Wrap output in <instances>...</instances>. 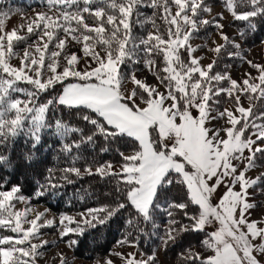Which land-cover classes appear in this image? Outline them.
I'll return each mask as SVG.
<instances>
[{
	"label": "snow or ice",
	"instance_id": "snow-or-ice-1",
	"mask_svg": "<svg viewBox=\"0 0 264 264\" xmlns=\"http://www.w3.org/2000/svg\"><path fill=\"white\" fill-rule=\"evenodd\" d=\"M221 2L230 18L223 12L205 17L213 11L206 0H46L49 12L35 13L26 25L11 31L5 28L11 10L0 11V145L23 132L35 149L46 129L61 139L60 152L68 157L69 166L47 169L43 182L37 181V198L74 183L73 176L99 177L113 186L105 194L109 203L88 207L76 216L61 214L58 221L42 219L49 210H34L32 197L25 196L21 186L0 190V230L13 234L0 231V264H39L44 257L41 249L56 243H33L43 227H58L59 238L68 237L66 246L73 248L78 241L71 234L83 235L118 217L124 225L116 242L119 247L138 248L150 225L151 235L165 250L185 233L206 234L201 246L210 251L188 248L178 254L180 264H264V219L251 218L257 205L249 192L264 181V173L247 175L258 166V157L264 158V111H259L264 108L260 103L264 64L248 59L242 45L225 31L226 24L243 22L237 35L244 39L255 18L264 16V0ZM52 9L55 16L49 14ZM209 25L220 40H212L210 46L209 33L203 44L193 46L196 34ZM135 26L146 34L135 35ZM25 28L23 35L18 34ZM32 36L36 40L29 43ZM22 43L21 55L17 47ZM72 44L81 46L82 55L69 50ZM201 48L214 53L207 65L202 64L203 56L194 55ZM225 55L247 63L257 75L245 71L238 81L227 64L223 71H214ZM12 57L19 60L18 66L10 63ZM81 62L84 68L79 67ZM141 62L165 91L135 72L125 75L122 66ZM70 77L75 82H69ZM21 81L31 87H20ZM129 82L133 87L127 90ZM58 86L62 89L58 94L41 102ZM21 93L24 99L14 95ZM222 94L232 99L235 112L216 106ZM58 106L75 109L87 131L62 117L50 123L48 114L59 111ZM221 119L223 126H208ZM72 132L78 138L69 141ZM98 142L100 153L108 152L110 144L133 151L115 149L121 160L117 169L113 161L83 155L85 146L95 152ZM8 160L0 154V165ZM78 161L84 162L83 168L76 166ZM257 194H264V188ZM85 195L90 193L85 190ZM18 203L25 207L17 209ZM158 210L167 217L163 234L157 231ZM113 256L121 264H157L155 249L146 256L113 251L94 264H116ZM59 264H70L62 252Z\"/></svg>",
	"mask_w": 264,
	"mask_h": 264
},
{
	"label": "trees",
	"instance_id": "trees-1",
	"mask_svg": "<svg viewBox=\"0 0 264 264\" xmlns=\"http://www.w3.org/2000/svg\"><path fill=\"white\" fill-rule=\"evenodd\" d=\"M21 1H23V6L15 1H3V3L7 4L11 2V7L0 6V11H13L17 7L24 9L34 6L35 4L43 6L45 3L42 2V0ZM146 11L149 13L151 12L150 9H146ZM232 25H234L236 33L238 28L244 26L243 22L240 21L232 22ZM138 29L139 28H136V31H138ZM133 31L136 33L134 29ZM237 36L244 48H250L258 43H264V16H258L255 18L252 30L247 31L244 39H241L239 35ZM124 68L125 66H122V70H125L127 73L131 71V68ZM138 68H142V65L136 66L135 69ZM19 86L28 88L27 85L22 82H19ZM61 90L62 89L58 86L56 91L52 92L56 95ZM52 92L50 91L47 95L42 96L41 102L51 98V96H53L50 95ZM14 95L16 97L22 96V93ZM58 109L59 111L49 112L48 115L50 123L54 122L55 117H62L70 125L84 127L87 131L88 126L76 116L75 109L69 110L63 106H58ZM25 124L27 125V121ZM70 135L71 137L69 138V141L71 139L78 138L75 132H72ZM41 137V143L35 149L32 147V138L30 136H26L23 132H21L17 137L11 138L0 145V154L9 157L6 164L0 165V190H9L13 185H19L21 186L25 196L32 197L31 202L42 204L54 213H69L110 202V198L105 194L110 193L113 190V186L108 181L100 180L99 177L88 176L79 179L73 176L72 178L75 180L74 183L64 184L61 187L49 191L45 195L37 198L35 196V193L39 191L37 188V181L41 180L43 182V177L47 174L46 170L49 168L58 169L69 166L68 157H65L64 154L60 152L62 141L59 137L53 134V129L43 130ZM101 146L102 143L98 142L95 152H93L91 148L85 146L83 155L90 158L95 154L97 159L101 162L113 161L115 165H120L121 160L115 149L119 147L121 151L125 152V154H131L133 151L132 147L110 144L108 152L100 153L99 150ZM28 160H31V162ZM83 165V161H78L76 164V166L81 168H83ZM85 190H87L90 195H85ZM168 191L173 196L177 195L174 189H170ZM177 218L183 219L184 222L187 223L186 218H182L180 216ZM156 219L157 223L162 225L166 222L167 217L161 210H158ZM123 230V220L118 217L113 218V220L106 226L85 231L83 235L72 234L71 236H73V239L78 241V244L71 248L72 254L82 259L99 257L108 252L114 242L122 238ZM147 230L149 231V235L140 237L139 247L137 248L138 251L143 253H149L158 243L157 236L151 235L150 225L147 227ZM162 230L163 227L161 226V228L157 231L160 233ZM204 238L205 234H203V232L185 233L181 235L176 244L169 245L166 252H170L169 254H175L178 250H181L190 244L200 245L201 239ZM178 264L180 263L178 262Z\"/></svg>",
	"mask_w": 264,
	"mask_h": 264
},
{
	"label": "rangeland",
	"instance_id": "rangeland-1",
	"mask_svg": "<svg viewBox=\"0 0 264 264\" xmlns=\"http://www.w3.org/2000/svg\"><path fill=\"white\" fill-rule=\"evenodd\" d=\"M3 1H6V0H3ZM7 1H11V2L15 1L16 3H20L23 6V1H21V0H7ZM28 1H31V0H28ZM35 1H41V0H35ZM42 2H45L43 6L39 5V4L38 5L35 4L34 6H31L28 8L23 9V8L17 7V8H15V10L10 11L9 16L5 19L6 30L11 31L13 28H19V26H21V25H26L29 22V20L34 17L35 13L49 12V8H48V5L46 3V0H42ZM42 2H39V3H42ZM206 2L212 5L213 11L211 14H208V13L203 14L205 17L211 19L212 17L216 16L217 13H220V12H223L225 17H229V13L224 10L221 0H206ZM10 3L7 4V3L2 2V3H0V6L11 7ZM16 9H20V11H16ZM144 11H146V9ZM49 14L52 16H55L57 13H56L55 9H52ZM221 22L226 23V21H221ZM89 23H91V21H89ZM136 28H139L138 31H136ZM134 30L136 31V33L134 32V34L137 36H142V35L146 34V31L142 30L139 26H135ZM225 31L227 32V34L229 36L234 37L241 44V42L237 36V33L235 31V27H234V25H232V23L230 25L226 24ZM25 32H26V28L20 30L18 34L23 35ZM209 33H211V38L208 39V44L210 46L212 45V40H217V41L220 40V37L217 35V30L214 28L213 25H209V26H207V28L202 29L199 33L196 34V36L191 41L193 46L203 44L205 42V37ZM35 40H36V37L32 36L29 40V43H31ZM24 47H25V45L23 43L18 45V47H17V51L21 55L23 54ZM80 47H81L80 45L72 44V45H70L69 50L70 51H76L82 55V53L80 52ZM242 48L245 50V55L248 59H251L256 63L264 64V43H258L256 45L250 47V48H244L242 46ZM96 50L100 51V46H97ZM229 50H233V49H229ZM101 55H103V52H101ZM194 55L204 57V59L202 60L203 65H207L208 63H210L214 57V53L208 51L207 48L199 49L196 53H194ZM10 63L13 66H18L19 60L16 57H12L10 59ZM226 64L230 65V68L228 69V71H230L232 77L234 79H237L238 81L243 78V74L245 73V71L251 72L253 76L257 75L256 71L251 69L247 63L241 61L239 58H229L226 55L223 57L222 60H220L219 64L214 68V71H223L224 66ZM139 65H142V68L135 69L136 66H139ZM124 66H125L124 69H126V68L130 69L131 68V71L129 73H127L125 70H123L124 73H126V75H129L130 73L135 72V74L137 75L138 78H141L142 80H146V82L148 84L158 85L160 87V91H162V92L165 91V88H163L162 86L159 85V82L156 80V77L147 68L144 67L142 62L140 64H128V65H124ZM79 67L84 68L85 63L81 62ZM21 82L26 84L28 88L31 87L26 82H23V81H21ZM69 82H75V81L73 78L70 77ZM223 86L226 87L227 83L225 82ZM132 87H133V84L131 82H129L125 85V88L127 90H130ZM55 91H53V92H55ZM53 92L50 95H54ZM17 98L24 99L25 97L22 94V96H17ZM218 100H219V104L216 106L221 111H223L225 108H227V109L233 110L235 112V104L231 98L222 94L220 97H218ZM260 103L264 104V101H261ZM243 104L245 107L248 106V102L246 99H244ZM259 111H264V108L259 109ZM235 114L239 115V113H235ZM213 115H215V113H213ZM224 124H225V120L221 119V120L212 122L208 126L209 127H214V126L220 127V126H223ZM221 135L223 136L224 133L221 132ZM247 154H248L247 151H245V156ZM245 163H246V161H245ZM257 165L258 166L255 169H252L247 173V175L250 178H254L255 176L259 175L260 173H264V158L258 157ZM119 166L120 165H115V167L117 169H119ZM239 167L242 169L243 163H241L239 165ZM260 188H264V181H262L261 183H259L255 187L249 189V192L253 194L252 199L255 201V203L257 205V207L255 209L251 210V212H252L251 218L257 219V220L264 219V194H257V190ZM223 191H224V189L221 188L220 192H223ZM31 204H32L33 209L36 211H39V212H44L45 209H48L46 206H44L42 204L33 203V202H31ZM23 207H25V205H23V204L18 203L16 205L17 209H22ZM48 210L49 211L47 212L45 217H43L42 219H54L55 218L56 221H58V217L61 214L76 216L77 213L84 211L85 209H82L79 211H74V212H69V213H54L50 209H48ZM38 223H40V222H38ZM161 226H163V224ZM208 230H214V229L209 228ZM0 231H2L3 234H5V235H13L7 229H3ZM40 232H41V236L33 239V243L38 244V243H40L41 240L56 241V243L55 244L49 243L48 245H46L44 248L41 249L44 252V257L39 260V264H59V253H61V252L64 253L68 257L70 264H94V262L97 258H103L105 256H108L109 253L113 252V251H119V252H124V253L139 252L140 254L146 256V255L150 254L153 251V249H155V251H156L157 264H178V262H179L177 259L178 254L181 252H184L188 248H193L198 252L203 251L204 253H208L210 251L208 249H203L201 244L200 245L190 244V245L184 247L183 249L178 250V252H176L175 254L174 253L169 254L170 252L169 253L166 252V250L160 246L161 241L157 237L158 243L155 247H153V249L149 253L140 252V251H138L137 248H134V247L129 246V245L119 247V246H117V243H116L117 241H116L113 243V245L108 250V252L104 253L103 255H101L99 257H94L91 259H82V258L74 256L72 254L71 248H68L66 246L65 241L68 239V237H66L64 240H61L59 238V228L58 227H43L40 229ZM160 234H163V230H162V232H160ZM203 234H205V233L203 232ZM71 235H70V238L73 239V236H71ZM202 240L203 239H201V241ZM54 257H55V259H54ZM113 259L116 260V264H121V261L119 259H117L116 257L113 256Z\"/></svg>",
	"mask_w": 264,
	"mask_h": 264
}]
</instances>
